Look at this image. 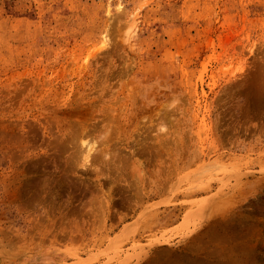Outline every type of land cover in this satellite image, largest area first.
Returning a JSON list of instances; mask_svg holds the SVG:
<instances>
[{
	"label": "rangeland",
	"instance_id": "rangeland-1",
	"mask_svg": "<svg viewBox=\"0 0 264 264\" xmlns=\"http://www.w3.org/2000/svg\"><path fill=\"white\" fill-rule=\"evenodd\" d=\"M0 264H264V0H0Z\"/></svg>",
	"mask_w": 264,
	"mask_h": 264
}]
</instances>
